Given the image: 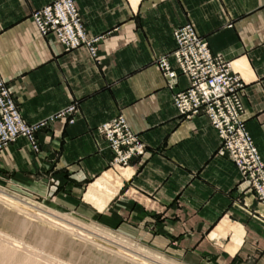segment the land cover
I'll return each instance as SVG.
<instances>
[{
    "label": "crops",
    "instance_id": "crops-1",
    "mask_svg": "<svg viewBox=\"0 0 264 264\" xmlns=\"http://www.w3.org/2000/svg\"><path fill=\"white\" fill-rule=\"evenodd\" d=\"M53 0H0V76L39 123L0 150V184L138 239L182 264H264V209L239 181L204 113L180 114L156 60L191 24L243 82L246 128L264 161V0H74L95 56L42 35L30 14ZM72 107L71 110L69 108ZM60 113H64L59 116ZM121 114L145 153L112 167L98 126Z\"/></svg>",
    "mask_w": 264,
    "mask_h": 264
},
{
    "label": "built area",
    "instance_id": "built-area-1",
    "mask_svg": "<svg viewBox=\"0 0 264 264\" xmlns=\"http://www.w3.org/2000/svg\"><path fill=\"white\" fill-rule=\"evenodd\" d=\"M30 17L42 35H54L65 49L84 45L95 56V43L100 37L87 34L74 0H53L32 11ZM172 35L175 47L159 57L156 64L170 88L177 72L169 58L188 79L185 89L172 93L173 106L185 117L198 113L206 115L217 132L222 153L230 158L238 170L240 183L254 194L264 209V161L243 119L241 78L221 53L211 52L207 41L191 24L176 27ZM41 125L42 122L29 123L22 117L14 95L0 76V149L24 137L31 149L38 151L36 133ZM97 129L112 151L110 166H126L132 159L145 153V144L121 114L101 123Z\"/></svg>",
    "mask_w": 264,
    "mask_h": 264
},
{
    "label": "rangeland",
    "instance_id": "rangeland-1",
    "mask_svg": "<svg viewBox=\"0 0 264 264\" xmlns=\"http://www.w3.org/2000/svg\"><path fill=\"white\" fill-rule=\"evenodd\" d=\"M24 205H31L36 212L24 213L19 208ZM93 242H98L99 246ZM104 247L121 248L127 255L123 257L118 251ZM138 258H143L144 262ZM0 264L182 263L138 239L124 237L50 202L0 184Z\"/></svg>",
    "mask_w": 264,
    "mask_h": 264
},
{
    "label": "bare ground",
    "instance_id": "bare-ground-1",
    "mask_svg": "<svg viewBox=\"0 0 264 264\" xmlns=\"http://www.w3.org/2000/svg\"><path fill=\"white\" fill-rule=\"evenodd\" d=\"M11 205H13L12 203L10 204V206ZM15 206V205H14ZM34 207H36V206H34ZM18 208V207H17ZM19 208H20V210L21 211H23L24 213H31V212H36V210L33 208V207H31V205H24L23 207H20L19 206ZM19 208H18V210H19ZM22 208V209H21ZM37 208V207H36ZM32 215H34L33 213H32ZM50 221H52V220H50ZM53 222V221H52ZM57 223V222H56ZM22 225V224H21ZM55 226V225H54ZM56 226H58V225H56ZM61 226V225H60ZM63 226V225H62ZM63 228V227H62ZM65 229H66V227H65ZM64 229V230H65ZM67 231V230H66ZM68 232H70V231H68ZM93 243H95V244H97L98 246H99V244H98V242H93ZM104 249H106V250H108V251H118L123 257H126V253H124L123 251H126V250H123V249H121V248H116L115 250H113V249H109L108 247L106 248V247H104ZM128 257H130V256H128ZM138 259H140V261H142V262H144V259L143 258H138ZM63 263V262H62Z\"/></svg>",
    "mask_w": 264,
    "mask_h": 264
}]
</instances>
